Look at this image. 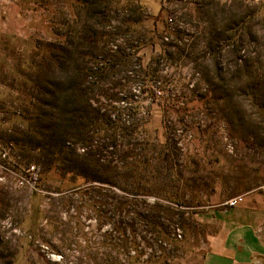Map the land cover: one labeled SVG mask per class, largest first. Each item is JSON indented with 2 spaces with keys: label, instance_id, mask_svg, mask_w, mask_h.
<instances>
[{
  "label": "rangeland",
  "instance_id": "obj_1",
  "mask_svg": "<svg viewBox=\"0 0 264 264\" xmlns=\"http://www.w3.org/2000/svg\"><path fill=\"white\" fill-rule=\"evenodd\" d=\"M0 33V264H201L229 199L263 217L264 0L0 1ZM62 59L97 121L66 159L34 97Z\"/></svg>",
  "mask_w": 264,
  "mask_h": 264
},
{
  "label": "trees",
  "instance_id": "obj_2",
  "mask_svg": "<svg viewBox=\"0 0 264 264\" xmlns=\"http://www.w3.org/2000/svg\"><path fill=\"white\" fill-rule=\"evenodd\" d=\"M69 60L62 59L61 62H57L58 66V75H55L53 77V80L49 81V86L41 88L40 90L46 91L47 98L44 97V95H41V93L35 95L36 103L40 104V109L42 106H45V104H49L50 106V116L49 118H45L41 115H44V112H38L39 117L37 121H42V124H45L46 122H50L51 124L49 128L52 129V134H58V137L54 139L53 145L50 147L52 150L47 151V153H52L53 156L55 154H65L64 159L67 158V151L65 152V141L67 140V137L70 136L75 131H79V128L82 129L87 127L91 124H95L96 118L86 113V110L84 106L81 104V88L78 85H75L76 80L71 77L72 74H65L62 77V74L60 72L66 71L64 68H66L67 63ZM69 75V76H68ZM146 88L149 87H144ZM37 90V89H36ZM39 90V89H38ZM78 90V91H77ZM82 98V97H81ZM75 102L79 103V106H75ZM70 105L72 106L70 108ZM129 108V107H128ZM43 109V108H42ZM53 118V119H52ZM54 120V121H52ZM115 121V120H114ZM113 119L111 117L108 118L106 121L105 126L107 123H114ZM103 148H111L116 149L117 142L116 140L112 139L110 142L102 144L100 146ZM99 152H101L99 148ZM54 157L49 158L50 162L54 161ZM84 164L89 167L98 169L99 167H104L107 169V183L110 186H118L119 188H122L119 181L121 178H123V175L121 174V171L125 169L126 167H129L125 164L123 161H118L117 159L113 158H107L106 163H101L99 158H93L92 153H88L83 158ZM139 163L132 164V169L135 170V172L138 170ZM99 168V169H100ZM114 172V176L110 177L108 175L109 172ZM95 179V177H93ZM101 178V177H99ZM135 179H138L137 174L134 175ZM102 179V178H101ZM138 194V193H135ZM141 219L145 220L146 224L153 226L156 228L157 226L161 227V225L153 219L154 215L150 214H140ZM162 232H165L164 229L160 228Z\"/></svg>",
  "mask_w": 264,
  "mask_h": 264
},
{
  "label": "crops",
  "instance_id": "obj_3",
  "mask_svg": "<svg viewBox=\"0 0 264 264\" xmlns=\"http://www.w3.org/2000/svg\"><path fill=\"white\" fill-rule=\"evenodd\" d=\"M259 213L241 202L218 209L215 218L221 229L213 237L211 249L201 264H264V238L259 233L264 213L263 217Z\"/></svg>",
  "mask_w": 264,
  "mask_h": 264
},
{
  "label": "built area",
  "instance_id": "obj_4",
  "mask_svg": "<svg viewBox=\"0 0 264 264\" xmlns=\"http://www.w3.org/2000/svg\"><path fill=\"white\" fill-rule=\"evenodd\" d=\"M34 168V167H32ZM242 201V196H235L228 200V205L233 206Z\"/></svg>",
  "mask_w": 264,
  "mask_h": 264
}]
</instances>
